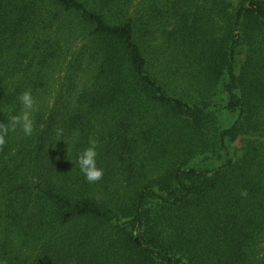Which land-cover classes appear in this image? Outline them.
Masks as SVG:
<instances>
[{
	"label": "trees",
	"instance_id": "obj_1",
	"mask_svg": "<svg viewBox=\"0 0 264 264\" xmlns=\"http://www.w3.org/2000/svg\"><path fill=\"white\" fill-rule=\"evenodd\" d=\"M27 90L0 264H264V0H0V123Z\"/></svg>",
	"mask_w": 264,
	"mask_h": 264
},
{
	"label": "clouds",
	"instance_id": "obj_2",
	"mask_svg": "<svg viewBox=\"0 0 264 264\" xmlns=\"http://www.w3.org/2000/svg\"><path fill=\"white\" fill-rule=\"evenodd\" d=\"M18 101L20 111L9 116L6 123H0V146L6 144L9 133L15 132L17 129L22 131L25 136H31L34 132L33 113L38 111V107L32 92L30 90L23 91L18 96ZM97 157V143L95 140H90L89 146L78 153L76 158L80 172L89 183L99 181L103 176V169L97 166ZM242 195H246V193H242Z\"/></svg>",
	"mask_w": 264,
	"mask_h": 264
},
{
	"label": "rangeland",
	"instance_id": "obj_3",
	"mask_svg": "<svg viewBox=\"0 0 264 264\" xmlns=\"http://www.w3.org/2000/svg\"><path fill=\"white\" fill-rule=\"evenodd\" d=\"M231 2H232V4L234 5V6H236L237 4H238V1L239 0H230Z\"/></svg>",
	"mask_w": 264,
	"mask_h": 264
}]
</instances>
